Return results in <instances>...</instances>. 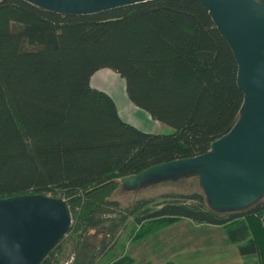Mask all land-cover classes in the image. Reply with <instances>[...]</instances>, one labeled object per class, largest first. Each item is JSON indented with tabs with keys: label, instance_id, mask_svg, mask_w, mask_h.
<instances>
[{
	"label": "trees",
	"instance_id": "obj_1",
	"mask_svg": "<svg viewBox=\"0 0 264 264\" xmlns=\"http://www.w3.org/2000/svg\"><path fill=\"white\" fill-rule=\"evenodd\" d=\"M103 69L125 81L136 107L174 132L147 133L124 121L112 96L92 86ZM237 72L230 46L197 0H154L86 17L0 0V199L61 198L73 217L40 264H74L92 230L104 236L85 264H134L126 251H112L127 229L141 241L182 219L225 228L248 264H264V198L229 213L212 211L201 192L140 199L125 209L112 200L117 180L203 155L233 128L243 103ZM71 241L75 251H62Z\"/></svg>",
	"mask_w": 264,
	"mask_h": 264
},
{
	"label": "water",
	"instance_id": "obj_2",
	"mask_svg": "<svg viewBox=\"0 0 264 264\" xmlns=\"http://www.w3.org/2000/svg\"><path fill=\"white\" fill-rule=\"evenodd\" d=\"M66 16H93L154 0H23ZM209 11L238 65L243 103L236 124L210 150L152 166L116 182L126 189L195 176L217 213L264 198V0H197ZM69 201L43 195L0 199V264H40L70 232Z\"/></svg>",
	"mask_w": 264,
	"mask_h": 264
},
{
	"label": "rangeland",
	"instance_id": "obj_3",
	"mask_svg": "<svg viewBox=\"0 0 264 264\" xmlns=\"http://www.w3.org/2000/svg\"><path fill=\"white\" fill-rule=\"evenodd\" d=\"M105 75L109 76L108 79L102 80L100 84L104 86L103 89L105 90L106 93L113 95L116 101L119 104H121L124 92L126 91L125 81L119 75H117L116 73H114L113 71L109 69H103L99 71L97 73V76L93 78V81H95L98 77H103ZM138 112L139 114L136 113V115L139 116L140 120L146 119V116L143 114V112H140V111ZM130 118L135 120V115H134L133 110H132ZM151 123L154 124L153 121ZM161 125H162L161 128L156 130L157 134H172L174 132V129L172 127L168 125H164V124H161ZM194 192L203 193V190L200 185L199 179L196 178L195 176H189V177H184V178H177L174 180H166L162 182H151V183L149 182V183L141 185L137 189L136 188L126 189L123 186H119V188L114 192L112 196V200L118 201L121 204V207L125 209L127 207L132 206L133 203H135L136 201L140 199H156L157 202H161L163 201L161 197L166 194L175 193V194H186L187 195V194H191ZM182 221L184 222L188 221L189 223H191L188 226H192V225L200 226L189 219H182L178 222H173L171 225H168L160 229L158 233L156 232L155 234H153V236H150L152 238L151 241H154L155 237H157L156 235L159 234L160 232L170 230L176 227L177 223H180ZM131 223H133V218H130L127 226L128 225L130 226ZM195 231H199V230L196 228ZM129 233H130V228L126 230L125 235L123 234V236L120 237L115 250H112V251H117L118 253L119 252L121 253L122 251L132 252L137 249H140L141 246H143L144 248L146 247V244H144V242H141L142 240L141 241L130 240ZM103 236H104V232L102 231L100 232L95 231V230L90 231L86 236L83 247L80 248L81 249L80 255L75 260L74 264H85L86 259L89 258L90 254L93 251H95L96 247L99 245V242L101 241ZM172 237L173 235H171L170 240ZM192 242H193V239H192ZM61 249L62 251H75L74 242L73 241H71L70 243L65 242L64 246H61ZM162 250L163 249H160V247L158 246V251H155V252H158V254L156 255V261L158 264H166L168 262H172L175 264H178L176 262L186 263L187 261H190L193 259H196L199 263H201L203 260L207 258L205 253H210L212 257H216L220 261H225V258L222 257L223 251H233V253L238 251L235 246L232 248H225V249L216 250V251L214 250H194L197 253H199V255L196 258L195 257L187 258V255L184 252H190V251H184L182 253L181 251H167V250L162 251ZM57 251H60V250H57ZM117 252L114 254L108 255L109 257L106 260V262L107 261L111 262L114 257L118 256ZM151 252L152 251H145L146 256L150 255ZM68 254H69L68 259H70L73 253H68ZM135 257L138 258V256H135ZM134 264H138V262Z\"/></svg>",
	"mask_w": 264,
	"mask_h": 264
},
{
	"label": "crops",
	"instance_id": "obj_4",
	"mask_svg": "<svg viewBox=\"0 0 264 264\" xmlns=\"http://www.w3.org/2000/svg\"><path fill=\"white\" fill-rule=\"evenodd\" d=\"M95 76H97V73L93 76V78H95ZM108 77L109 76L105 75L103 77H98L95 81H93L92 79V86L94 88H97L105 92V90L103 89L104 86H102L100 83L102 82V80L108 79ZM110 96H112V98L115 100L119 114L124 121L132 124L133 126L147 133H156V130L161 128L162 125L159 122L152 120L151 117L145 111L136 107L130 101L126 91L124 92L121 104H119L116 101L113 95ZM132 110L135 115V120L130 118ZM138 111L143 112V114L146 116V119L140 120L139 116L136 115V113L139 114ZM150 120H152L155 125L151 123L152 121ZM190 224L191 223H189L188 221L187 222L182 221L180 223H177L176 227L157 234L156 235L157 237H155L154 241H151L152 239L151 237H147L146 239L142 240L141 242H144V244H146L145 248L141 246L140 249H137L132 252L126 251L125 253L130 254V256L135 260V263L138 262V264H158L156 261V255L158 254V252H155L158 251V246L160 247V249H163L162 251L164 250L181 251L182 253L184 251H190V252H184L186 253L187 258H191V257L196 258L199 255V253H197L194 250L216 251L225 248H232L235 246L238 250L235 253H233V251H223L222 257L225 258V261H220L216 257H212L210 253H205L207 258L203 260L201 263H199L196 259L187 261L186 263L183 262H176V263L178 264H248L249 263L248 258L251 257L243 256L240 253L239 247L241 244L230 241L225 228L220 226H211V225H200V226L195 225L196 228L199 230V231H195L196 229L195 226L194 225L188 226ZM171 235H173V237L170 240ZM145 251H152V252L150 253V255L146 256ZM135 256H138V258H136Z\"/></svg>",
	"mask_w": 264,
	"mask_h": 264
}]
</instances>
